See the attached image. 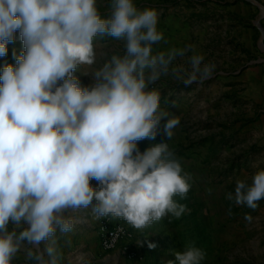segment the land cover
Listing matches in <instances>:
<instances>
[{
    "label": "clouds",
    "instance_id": "clouds-1",
    "mask_svg": "<svg viewBox=\"0 0 264 264\" xmlns=\"http://www.w3.org/2000/svg\"><path fill=\"white\" fill-rule=\"evenodd\" d=\"M158 24L157 9L135 0H109L104 14L98 0H0V57L17 33L23 45L0 69V264L21 253L25 264H61L58 233H71L83 209L137 230L187 211L176 197H187L192 176L167 143L180 118L161 108L154 85L166 76L202 84L216 66L191 44L158 49L167 44ZM105 36L123 51L81 72L82 85L75 73L92 69ZM190 52L187 66L174 63ZM158 134L166 141L140 150ZM227 199L255 210L264 169L237 179ZM174 256L167 264H202L206 253L189 242Z\"/></svg>",
    "mask_w": 264,
    "mask_h": 264
},
{
    "label": "rangeland",
    "instance_id": "rangeland-1",
    "mask_svg": "<svg viewBox=\"0 0 264 264\" xmlns=\"http://www.w3.org/2000/svg\"><path fill=\"white\" fill-rule=\"evenodd\" d=\"M98 2L102 14L106 13L109 0ZM135 2L141 9L152 7L159 12L158 28L167 44L162 42L158 49L191 44L203 54L204 63H214L216 68L202 84L185 87L166 76L154 85L161 91V108L180 118L167 143L192 176L187 197H176L187 211L180 218L168 216L144 229L142 249L139 230L136 233L121 218L114 220L136 233L141 255L138 264L174 261V252L183 251L189 242L206 253L202 264H264V199L255 210L227 199L228 192L234 194L237 179L247 178L250 183L252 175L264 169V0ZM95 44L96 64L92 69L82 66L75 73L82 85L90 83V77L81 72H90L112 53L123 51L122 43L111 37H97ZM22 50L17 33L7 55L0 57V69L5 63H15L13 53L19 55ZM191 54L174 63L187 66ZM165 141L158 134L155 140H142L138 146L143 151ZM87 210L91 209L81 212ZM246 214L251 215V222L245 220ZM58 236L63 264L65 256L79 245L65 246L60 240L63 235ZM149 243L156 247L150 249ZM19 257L14 264H25L22 253Z\"/></svg>",
    "mask_w": 264,
    "mask_h": 264
},
{
    "label": "crops",
    "instance_id": "crops-1",
    "mask_svg": "<svg viewBox=\"0 0 264 264\" xmlns=\"http://www.w3.org/2000/svg\"><path fill=\"white\" fill-rule=\"evenodd\" d=\"M73 215L78 218L79 222L71 233L63 235L60 240L64 242L65 246L73 245L76 242L79 247L75 252L71 251L65 256L63 264H138L121 257L118 252L106 253L104 251L98 233L100 220L93 219L91 210H87V212L80 211V214L73 213ZM134 230L137 233V229ZM142 231L139 230V233H137L140 249L144 246V241L141 239L143 238L141 236L143 235ZM77 255L79 257L76 258Z\"/></svg>",
    "mask_w": 264,
    "mask_h": 264
},
{
    "label": "built area",
    "instance_id": "built-area-1",
    "mask_svg": "<svg viewBox=\"0 0 264 264\" xmlns=\"http://www.w3.org/2000/svg\"><path fill=\"white\" fill-rule=\"evenodd\" d=\"M114 219L112 217L102 218L98 227L104 251L106 253L118 252L121 257L137 262L141 259V255L138 250L136 233L123 222H116Z\"/></svg>",
    "mask_w": 264,
    "mask_h": 264
}]
</instances>
